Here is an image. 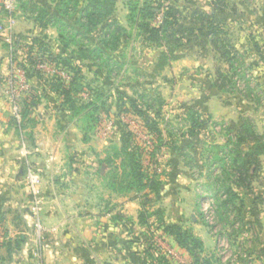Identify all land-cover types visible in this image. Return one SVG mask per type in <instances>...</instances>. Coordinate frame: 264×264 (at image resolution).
I'll return each instance as SVG.
<instances>
[{
    "label": "rangeland",
    "instance_id": "1",
    "mask_svg": "<svg viewBox=\"0 0 264 264\" xmlns=\"http://www.w3.org/2000/svg\"><path fill=\"white\" fill-rule=\"evenodd\" d=\"M131 1L133 0H117V10L112 17L113 21H118L120 25L128 29L130 36V41L121 39L118 51L115 53V59L122 65V70H114L110 78L108 72L102 69L103 79H107L108 83L101 80L92 86L90 81L87 82L92 89L100 87L104 94L111 95L113 98L109 111L101 112L96 124L98 129V133L95 134L96 147L103 152L102 157L106 162L111 160L113 163L104 170L107 181L97 187L111 189L109 185L112 186V177L117 173L115 168L116 166L121 168L125 159L122 154L123 149L135 151V148H138L141 150L145 172L149 175L156 173L162 181L159 196L149 190L141 193L131 192L130 197H138L145 204L144 209L148 216L150 234H143L141 242L135 245V234L130 233L129 230L128 233H124L123 235L128 238L122 245L124 249L127 248L126 257L129 259L131 256L136 264H151L149 255H153L157 259L165 258L170 264H194L195 259L191 254L180 247L173 238L164 235L162 229L159 228L161 217H163L165 222L180 225L184 230L190 231L201 240V235L209 237L211 244L208 248L204 244L202 253L196 251L197 257L201 259H209L213 264H264V156L262 169L250 190L232 186L240 199L243 200L240 215L242 222L237 219L235 213L229 214L228 220L224 221L217 214L222 197L218 199L213 195L214 176L218 173L220 175L221 172H218V168L212 171L208 167L207 159L213 157L212 152L216 151V145L223 146L227 141L230 136L228 128L231 121L211 120L209 115L203 113L204 127L196 136L188 137L187 135L192 122L190 117L192 112L195 109L202 112L201 106L195 102L194 98L197 96L196 93L207 84L208 89L204 91L206 95L202 94L203 99L210 98L212 95H222L224 101L232 104V102L243 98L246 102L244 117L252 119L260 133L264 134V0H161L164 7L176 6L184 15H191L193 11H198L208 16L210 13L216 12L213 21L224 30L222 37L242 55V61L239 60L238 63H235L239 71V75L235 78L236 86L226 85L223 88V93H219V88L213 87V81L216 82L218 79V70L227 74L229 67L209 43L205 44V47L195 46L192 56L197 57V60L193 59L190 61L191 64L183 67L180 71L181 74L179 73L180 77L177 75V78H174L171 71L165 76L164 73H161L153 78L150 77L154 74V66L159 57L158 51H162V48L147 47L143 37L137 36L136 29L128 22ZM135 1L143 2L145 0ZM6 2L12 7L14 6L13 29L19 11L24 16L33 17L30 10L21 8L19 0H0L1 8H5ZM35 2L46 6L52 4L51 0H35ZM222 2L226 6L218 5ZM164 7L157 11L156 24H159L163 19ZM5 11L3 16L4 19L6 16L7 18L1 25L8 23L10 14L6 9ZM102 28H99V31ZM198 29L199 25L196 27V30ZM53 31L51 30V32ZM99 35L100 33L97 34V36ZM16 47V36L14 35L12 51H16ZM188 52L189 48L179 50L181 54ZM196 62L199 63V66L195 68L193 63ZM243 64L245 67L242 68L240 65ZM60 70L61 68L56 66L53 68V72L49 69L51 74L45 73L49 78L57 76L64 81H70L71 75L66 70L63 75ZM175 79L180 84L177 87H175ZM109 81L111 85H108ZM220 83L219 81L218 84ZM79 88L81 89V87H77L79 94L89 91L86 90L88 86H82L81 90ZM116 89L125 94L124 99L118 97ZM82 90L84 92H81ZM242 93L252 97V101ZM173 97L175 98L173 99ZM77 98L78 95L75 96V101ZM129 99L137 101L139 107L147 112L152 124L156 123L158 129L163 131L162 136L159 137L151 131L143 117L127 111L131 107ZM161 101L164 102L163 117L158 119L155 113L158 111ZM75 105L78 103L75 102ZM91 112L92 109L89 107L85 111V115L91 114ZM88 124L91 125V123ZM125 139L130 141L127 145H125ZM116 155L119 156L116 157ZM118 173L122 174L121 171ZM180 173L188 176L181 185L176 182ZM172 175H175L174 182L171 179ZM163 177L168 178L169 181H165ZM104 194L103 198L89 199L93 208H96L97 217L82 212L80 222L84 220V223L93 225L97 230H99V225H102V229L105 231L102 234L103 240L99 248H101L100 253L104 258L101 259L100 264H116L113 262V227L125 228L126 225L134 224L129 222L128 218L118 219L119 212L113 211L115 199L108 192H104ZM37 201L39 205L40 199ZM237 204V207L242 206L240 201ZM144 209L141 208V210ZM159 213L160 215H158ZM43 216L39 212L35 214L33 224L38 229L37 235V230L33 228V241L38 239V244L33 242L35 244L30 252H34L37 257L39 256L37 248L46 247L41 229ZM137 216V221L140 223L139 215ZM14 219L18 223L20 221L19 225H22L19 215H15ZM84 223L81 222L79 225H86ZM119 223L120 225H118ZM7 226L0 225V241L3 240L2 242L7 241L10 236V234L7 236L5 232ZM15 226L11 225V227ZM147 229L144 226L143 233ZM122 230L123 228L120 232ZM120 232L117 231L118 237L121 238ZM17 233L22 234V230L13 231L12 235ZM147 241L149 245H145ZM2 242H0L1 245ZM132 245L133 247H131ZM82 248L84 253L88 252L86 246ZM37 257L32 264H42Z\"/></svg>",
    "mask_w": 264,
    "mask_h": 264
},
{
    "label": "crops",
    "instance_id": "2",
    "mask_svg": "<svg viewBox=\"0 0 264 264\" xmlns=\"http://www.w3.org/2000/svg\"><path fill=\"white\" fill-rule=\"evenodd\" d=\"M3 9L6 12L4 7ZM6 18L0 13V25ZM16 19L13 29L16 51H12L0 36V218L4 225H8L5 229L6 235L10 234L7 241H0V264L33 263L37 256L30 251L33 244H38V239L33 241L32 236L33 228L36 229V225H33L35 214L38 212L44 215L41 219V229L46 247L37 248V258L42 264H100L104 256L100 253L99 246L105 229L99 225L97 230L93 225L84 223V220L81 222L86 225L79 224L82 212L97 217L96 208H93L89 199L103 198L104 192H108L115 199L113 211L119 212L118 219L128 218L129 222L134 224L126 225L127 228L113 227V262L136 264L131 256L129 259L126 257L127 248L124 249L122 245L128 240L126 235H123L128 230L136 236L135 245L141 242L144 226L137 221V215L142 208L141 201L105 187V190L97 187L107 181L104 170L110 166L103 159V152L96 147L97 126L91 128L83 122L88 104L95 99L94 89L87 82L90 81L94 86L101 80L106 83L108 80L103 79L102 70L92 61L77 59L75 66L85 77L83 86H88L86 90L89 91L76 94V108L79 111L72 109L70 104H65L61 96L37 78L28 60V52L35 39H44L57 54H70L75 48L64 51L59 42L58 30L52 26L42 29L33 17L24 16L20 11ZM158 52L160 55L162 51ZM11 55H15V63L27 73L29 90L22 93L19 101L22 112L25 107L28 114L24 122H18L13 115V97L8 83ZM193 59L197 60V57L190 55L173 61L162 73L165 76L171 71L174 78H177V75L180 77L181 69L191 64ZM193 64L195 68L199 66L197 62ZM109 77L111 78L110 75ZM70 79L72 80V76ZM108 85H111L110 81ZM177 85L180 84L175 79V87ZM207 85H204L194 98L201 106L202 112L209 115L211 120H230L240 125L246 108L245 100L240 98L230 104L224 101L222 95L203 99ZM32 92L37 95V102L24 105V98ZM30 174L37 178L35 187L29 182ZM187 177V174L180 173L177 184L181 185ZM37 199H40L39 205ZM15 215H19L22 225L14 219ZM121 228L123 230L120 232ZM16 230H22V234L12 235ZM36 230L38 235V229ZM117 231L120 232L121 238L118 237ZM201 238L208 248L211 244L209 237L201 235ZM17 239L23 240L21 249L8 253L3 247L4 243L15 242ZM84 246L87 247V253L83 251ZM130 251L132 252V249Z\"/></svg>",
    "mask_w": 264,
    "mask_h": 264
},
{
    "label": "trees",
    "instance_id": "3",
    "mask_svg": "<svg viewBox=\"0 0 264 264\" xmlns=\"http://www.w3.org/2000/svg\"><path fill=\"white\" fill-rule=\"evenodd\" d=\"M19 1L23 10L31 11L33 19L42 29L52 26L58 30L59 42L64 51L75 48L70 54H57L44 39H35L28 52V60L33 66L37 78L44 82L51 91L61 96L65 104H70L72 109L79 111L76 108L74 96L78 93L77 87L82 89L85 77L80 74L79 68L75 66L77 59L92 61L101 70H106L110 76L114 70H122V65L115 59V53L118 51L121 39L130 41V36L127 28L112 19L117 10V0H51L52 4L47 6L35 3L33 0ZM223 2L218 3V5L226 6ZM163 7L161 0H145L143 2L133 0L129 4L128 22L136 29L137 36L143 37L147 47L162 48L155 64L154 74L151 77L161 74L171 62L192 55L195 46L205 47V44L209 43L229 67L227 74L217 71L218 79L216 82L213 81V87L219 88V93H223V88L226 85L236 86L235 78L239 75V71L235 63H238L239 60L242 61V55L222 37L224 30L213 21L216 12H212L208 16L198 11H193L191 15H184L176 6L169 5L164 7L165 12L162 21L156 24L157 11ZM0 13H4L3 7H0ZM197 25H199L198 30H196ZM99 28H102L100 29L101 32ZM98 33H100L99 36H97ZM182 48H189V52L179 53ZM38 62L56 64L61 69L66 70L72 76V80L64 81L57 76L46 78L45 73L36 69ZM240 66L245 67L244 64ZM219 81L220 84H218ZM209 83L211 84V82ZM93 91L95 99L87 107H90L92 112L91 114H84L85 118L83 119L85 124L91 123V128L96 126L101 112L109 111L110 102L113 99L111 95L104 94L100 87L94 88ZM116 91L118 97L124 99L125 94L119 89ZM242 94L252 101V97L245 93ZM37 98L33 92L29 93L24 98V105L29 104V102H37ZM129 102L131 107L127 111L143 117L151 131L159 137L162 136L163 131L158 129L156 123L152 124L151 118L146 111L139 107L137 101L129 99ZM163 105L164 102L161 101L158 111L155 113L158 119L163 117ZM23 109L22 120L24 122L28 114L26 108ZM190 117L192 122L187 135L193 137L204 127V114L195 109ZM14 122L17 121L14 120ZM228 131L230 136L227 141L223 146L216 145V151L212 152L213 157L207 159L208 167L212 171L218 168V172H221L220 175L218 173L214 176L215 189L213 195L218 199L222 197L217 214L224 221L228 220L231 213H235L237 219L241 220L243 200L240 199L232 186L250 190L256 176L262 169L264 156V134L260 133L252 119L244 117L240 125L230 122ZM129 142L125 139V145ZM129 150L123 149L122 154L125 159L121 168L116 166L115 171L117 173L112 177V186L111 184L109 186L113 191L128 196L133 191L141 193L146 190L159 196L162 188L160 177L156 173L149 175L145 172L141 150L138 148H135V151ZM118 156L116 155V157ZM106 163L108 165L113 164L111 160ZM118 171H121L122 174L120 175ZM174 177L175 175H172V182H174ZM132 198L139 199L138 197ZM238 201L242 204L241 207H237ZM141 205L144 209L145 204L141 202ZM147 217L145 209L141 210L139 214L140 224L148 228L144 235L150 234ZM0 225H4L2 218H0ZM159 228L162 229L164 235L173 238L180 247L191 254L195 259L194 264H213L209 259L197 257V250L201 253L204 251V242L190 231L184 230L180 225L165 222L163 217H161ZM22 243L23 240L17 239L15 242H5L3 247L8 253H13L15 249L17 251L21 249ZM145 245H149V242L147 241ZM149 256L152 261L151 264H170L165 258L157 259L153 255Z\"/></svg>",
    "mask_w": 264,
    "mask_h": 264
},
{
    "label": "built area",
    "instance_id": "4",
    "mask_svg": "<svg viewBox=\"0 0 264 264\" xmlns=\"http://www.w3.org/2000/svg\"><path fill=\"white\" fill-rule=\"evenodd\" d=\"M5 9L8 11L9 18L7 25H1L0 26V36L4 38L5 42L10 46V48H13V38H14V32H13V12H14V6L9 5L7 2L5 3ZM11 68H10V75L8 77V83L11 89L12 93V101H13V115L17 119L18 122H21L22 120V110L20 106V99L22 96V93L29 90V85L27 84V73L26 71L19 67L15 63V58L11 55ZM56 64H49L47 62H38L36 64V69L42 71L43 73H47L48 75L51 74L53 71V68H55ZM51 69V71H49ZM48 70V71H47ZM62 74L64 75L65 70L61 69ZM45 73V74H46ZM66 73V72H65ZM46 74V76H48ZM58 74V73H57ZM60 75V74H59ZM61 76V75H60ZM64 78V77H63ZM29 182L31 186L35 187V184L37 183V178L30 174L29 176Z\"/></svg>",
    "mask_w": 264,
    "mask_h": 264
}]
</instances>
